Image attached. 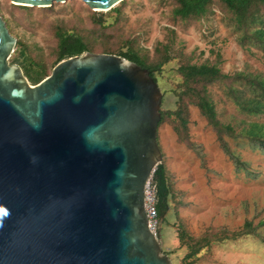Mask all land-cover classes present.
Masks as SVG:
<instances>
[{
  "label": "water",
  "instance_id": "water-1",
  "mask_svg": "<svg viewBox=\"0 0 264 264\" xmlns=\"http://www.w3.org/2000/svg\"><path fill=\"white\" fill-rule=\"evenodd\" d=\"M79 1L106 11L121 0ZM14 44L0 17V264H171L143 206L161 162L155 80L83 51L29 84L8 61Z\"/></svg>",
  "mask_w": 264,
  "mask_h": 264
},
{
  "label": "rangeland",
  "instance_id": "rangeland-1",
  "mask_svg": "<svg viewBox=\"0 0 264 264\" xmlns=\"http://www.w3.org/2000/svg\"><path fill=\"white\" fill-rule=\"evenodd\" d=\"M123 2L116 22L114 13L94 11L79 0L26 11L0 0V17L32 57L46 64L54 59L58 25L88 31L96 47L115 48L129 39L146 50L149 60L168 55L154 73L160 109L179 107L183 122L164 118L156 130L172 182L169 208L159 221L161 251L171 264H264V96L249 85L264 83V41L262 47L252 34L253 28L264 26V6L254 9V24L239 26L231 13L213 3L204 16L181 21L172 15V0ZM95 18L101 19V27L93 24ZM182 63L215 65L224 77L183 90L177 71ZM199 96L212 105L218 131L200 113ZM249 99L261 111H244L243 104L254 107ZM179 222L192 236L190 244L199 240L188 258H183L187 246L177 240Z\"/></svg>",
  "mask_w": 264,
  "mask_h": 264
},
{
  "label": "trees",
  "instance_id": "trees-1",
  "mask_svg": "<svg viewBox=\"0 0 264 264\" xmlns=\"http://www.w3.org/2000/svg\"><path fill=\"white\" fill-rule=\"evenodd\" d=\"M174 7L172 9V15L181 21L186 20H196L206 14L209 6L213 3L217 5L221 10L227 11L234 16V19L239 26H246L254 24L257 17L254 14V9L257 6H264V0H172ZM118 5H114L112 8L106 10L108 14L115 15L113 22H116L117 16L120 13L121 4L124 3L123 0L118 2ZM16 8H21L29 10V6L17 5ZM107 14V15H108ZM93 24L101 27V19L95 18ZM112 25V23H111ZM252 34L259 38V43L263 47L264 41V26L260 24L259 27L253 28ZM55 37V46L53 50L54 59L50 64H46L42 60H36L31 55V50L24 44L19 38L15 39L14 48L8 58L10 64L18 65L23 75L30 82V84H35L45 76L50 73L51 68L59 60L77 55L83 51L93 52V53H109L115 54L123 57L142 68H145L149 75L155 80L154 73L159 71L161 64L168 59V55H163V58L156 60H149L145 49L138 48L134 45L133 41L129 39H124L123 42L112 48L106 44L96 47L93 43L91 35L88 31L80 33L77 31L70 30L64 26L58 25L53 32ZM123 47V48H122ZM178 73L183 79V90H191L193 86L191 84L196 82H212L217 80L219 77H224L220 74L219 69L215 65L207 64H188L182 63L177 68ZM252 90L262 94L264 96V83L259 81L249 82ZM180 96V94H178ZM247 103L254 105L253 108L247 107L243 104L242 109L248 113H256L261 111L257 105V101L254 103L252 100H247ZM197 107L200 113L205 116L207 122L210 123L218 131V122L215 119V114L212 105L204 97L199 96L197 100ZM160 119L158 124L164 120V118L174 117L178 121L183 122L182 112L179 107L175 109L162 110L159 109ZM157 124V125H158ZM225 129H229L228 126ZM151 179L155 185V195H156V211L159 220L162 218L164 213L169 208L170 197L172 196V182L171 176L166 169L165 165L161 161L158 163L152 172ZM176 236L178 243L180 245L185 244L188 251L184 254L183 258H188L193 256L198 250V245L195 241L194 244H190L192 236L185 230L181 222L177 223Z\"/></svg>",
  "mask_w": 264,
  "mask_h": 264
},
{
  "label": "built area",
  "instance_id": "built-area-1",
  "mask_svg": "<svg viewBox=\"0 0 264 264\" xmlns=\"http://www.w3.org/2000/svg\"><path fill=\"white\" fill-rule=\"evenodd\" d=\"M151 175L145 182L143 194V206L146 214L147 228L154 235L159 237V218L156 211V195L155 185L151 179Z\"/></svg>",
  "mask_w": 264,
  "mask_h": 264
},
{
  "label": "crops",
  "instance_id": "crops-1",
  "mask_svg": "<svg viewBox=\"0 0 264 264\" xmlns=\"http://www.w3.org/2000/svg\"><path fill=\"white\" fill-rule=\"evenodd\" d=\"M174 139H175V138H174ZM162 159H163V158H162ZM165 167H166L167 170H169L168 165L165 164ZM169 173H170V170H169Z\"/></svg>",
  "mask_w": 264,
  "mask_h": 264
}]
</instances>
